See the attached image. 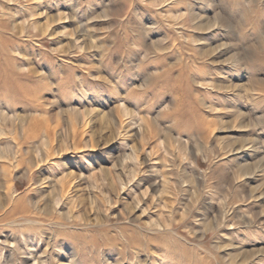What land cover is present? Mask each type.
Wrapping results in <instances>:
<instances>
[{"label":"rangeland","instance_id":"374dc122","mask_svg":"<svg viewBox=\"0 0 264 264\" xmlns=\"http://www.w3.org/2000/svg\"><path fill=\"white\" fill-rule=\"evenodd\" d=\"M0 264H264V0H0Z\"/></svg>","mask_w":264,"mask_h":264},{"label":"bare ground","instance_id":"6f19581e","mask_svg":"<svg viewBox=\"0 0 264 264\" xmlns=\"http://www.w3.org/2000/svg\"><path fill=\"white\" fill-rule=\"evenodd\" d=\"M3 115V114H2ZM3 117V116H2ZM6 118V117H5ZM7 121V120H6ZM14 125V124H13ZM12 138V137H11ZM8 153V152H7ZM10 161V160H9ZM17 162V161H16ZM67 198V197H66Z\"/></svg>","mask_w":264,"mask_h":264}]
</instances>
